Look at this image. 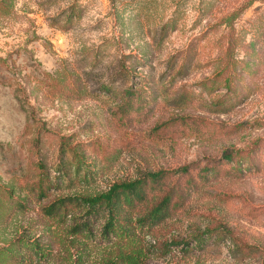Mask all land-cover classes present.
<instances>
[{
	"label": "rangeland",
	"instance_id": "obj_1",
	"mask_svg": "<svg viewBox=\"0 0 264 264\" xmlns=\"http://www.w3.org/2000/svg\"><path fill=\"white\" fill-rule=\"evenodd\" d=\"M234 2L0 0V264H108L125 241L103 235L104 210L73 237L85 212L43 207L143 179L132 224L182 195L129 232L140 264H264V0L229 52L214 26ZM246 153L242 172L223 160Z\"/></svg>",
	"mask_w": 264,
	"mask_h": 264
},
{
	"label": "trees",
	"instance_id": "obj_2",
	"mask_svg": "<svg viewBox=\"0 0 264 264\" xmlns=\"http://www.w3.org/2000/svg\"><path fill=\"white\" fill-rule=\"evenodd\" d=\"M240 4L236 7V2L234 5L230 4L229 9L227 10L223 17L218 21L214 26H224L229 29V38L231 39L228 45V51H233L234 43V24L239 19V17L250 8L255 0H240ZM264 40V33H263ZM233 41V42H232ZM228 68L230 65H227ZM229 78H226V81L229 82ZM132 89H125L123 92V99L126 100L127 97L133 96ZM250 153H246L240 156L225 155L223 160L225 162H232L236 158L235 166L238 170L242 172V169L249 167L252 164ZM239 164V165H238ZM188 167H183L177 172L183 175L188 174ZM147 177L151 181H159L163 177L162 172L148 174ZM144 179L136 182H123L117 183L110 187V189L104 193L97 194L95 196H84L79 197L78 199L68 200L67 205L63 202L56 201L47 207H43L48 216H54L63 218L68 216L69 212L68 207H71L70 204H75L77 208H80L85 212L83 220L79 223H75L72 227L69 228V233L74 237L75 235H80L84 237L91 236L90 223L88 219L91 215H95L97 211L104 210L106 213V222L101 227L103 235L110 236L111 234L115 237L121 236L124 237V246H118L113 251L112 256L107 261L108 264H140L143 262V257L140 252L126 250L128 241L131 240L130 231L133 228H151L159 225L169 214L170 208L172 207L173 199H179L182 195V187L180 188H171L159 202L152 204L151 206L148 203H145L147 206L145 211L142 212L139 209L138 216L136 217L135 223L132 224V213L136 210L137 206L141 201L145 200V194L143 190ZM39 188V194H43V189ZM68 212V214H67ZM127 213V224L120 218V213ZM130 217V219H129ZM126 229V230H125ZM120 232V235H119ZM120 238V237H118Z\"/></svg>",
	"mask_w": 264,
	"mask_h": 264
}]
</instances>
